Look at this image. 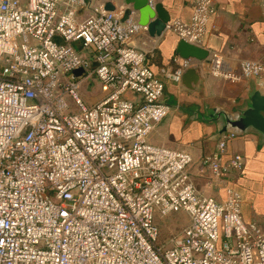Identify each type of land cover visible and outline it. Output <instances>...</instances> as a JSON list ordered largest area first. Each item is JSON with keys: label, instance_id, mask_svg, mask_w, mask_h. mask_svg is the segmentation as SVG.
<instances>
[{"label": "built area", "instance_id": "1", "mask_svg": "<svg viewBox=\"0 0 264 264\" xmlns=\"http://www.w3.org/2000/svg\"><path fill=\"white\" fill-rule=\"evenodd\" d=\"M215 13L216 0H193L190 21L165 32L203 47ZM147 33L120 0H0V264H264V231L244 221L241 194H202L190 153L149 142L172 110L166 82L195 61L156 73L133 45ZM210 63L239 79L221 53ZM241 76L263 87L264 55ZM235 137L201 162L216 189L244 169L240 155L223 160ZM178 213L188 224L162 242L157 218Z\"/></svg>", "mask_w": 264, "mask_h": 264}, {"label": "crops", "instance_id": "2", "mask_svg": "<svg viewBox=\"0 0 264 264\" xmlns=\"http://www.w3.org/2000/svg\"><path fill=\"white\" fill-rule=\"evenodd\" d=\"M120 1L124 3V0ZM154 2L164 7L171 20L190 21L193 0ZM137 20L140 21L138 12ZM179 40L169 32L160 38H152L147 33L137 36L133 45L147 52L148 64L159 73L161 68L176 67L173 58L178 57L175 48ZM203 47L210 55L221 53L223 72L239 79L215 76L210 58L202 63L194 60L190 69H196L199 74L197 87L189 90L181 82H166L163 100L172 110L152 132L149 142L190 153L194 159L192 177L199 192L224 200V187L232 186L241 194L244 221L255 222L264 231V139L250 132L228 142L224 162L240 155L244 169L240 173L225 174L220 189L211 186L208 169L201 165L203 159L217 151L221 137L220 122L209 119L212 112L218 109L234 114L247 103L252 92L260 91L264 95V86L257 80L241 76L242 62L257 61L264 55V0H216V13L210 20Z\"/></svg>", "mask_w": 264, "mask_h": 264}, {"label": "water", "instance_id": "3", "mask_svg": "<svg viewBox=\"0 0 264 264\" xmlns=\"http://www.w3.org/2000/svg\"><path fill=\"white\" fill-rule=\"evenodd\" d=\"M124 3L130 5L140 14L139 23L147 27L150 37L160 38L164 35L166 25L171 21V15L161 4H157L152 8L148 0H124ZM106 10L113 11L114 6L108 3ZM128 14L129 12L124 18H127ZM175 53L181 59H192L198 63L209 61L210 58V52L207 49L195 46L182 39L178 41ZM81 73V70L75 72L78 76ZM199 81L197 70L189 69L182 76L181 84L189 90H194ZM209 119L220 122L221 135L233 134L234 136H242L252 132L264 139V95L260 91H254L249 96L247 103L236 110L234 114H228L217 109L212 112ZM29 131L30 127H27L22 135L26 136Z\"/></svg>", "mask_w": 264, "mask_h": 264}, {"label": "rangeland", "instance_id": "4", "mask_svg": "<svg viewBox=\"0 0 264 264\" xmlns=\"http://www.w3.org/2000/svg\"><path fill=\"white\" fill-rule=\"evenodd\" d=\"M157 223L161 230V241L165 242L188 224V217L183 213L171 214L158 217Z\"/></svg>", "mask_w": 264, "mask_h": 264}]
</instances>
